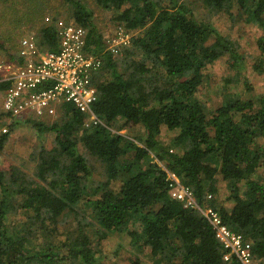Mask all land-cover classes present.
<instances>
[{
	"label": "trees",
	"instance_id": "1",
	"mask_svg": "<svg viewBox=\"0 0 264 264\" xmlns=\"http://www.w3.org/2000/svg\"><path fill=\"white\" fill-rule=\"evenodd\" d=\"M60 1L66 20L88 31L87 50L103 60L94 110L104 126L87 127V118L71 104L62 105L51 123L26 119L41 134H55L52 147L41 145L31 154L33 176L15 166L10 173L3 169L9 135L0 137V264H103L101 244L113 236L147 253L154 264H240L224 260L225 248L198 209L171 197L168 172L192 190L200 208L215 209L229 229L249 239L262 264L264 176L258 171L264 150L258 140L264 138V92L214 108L203 101L208 67L229 56L239 70L242 57L239 44L198 13L203 8L233 18L247 11V22L264 28V0H94L116 25L137 32L118 55L106 52L86 1ZM49 3L35 0L27 30H36L39 51L58 52L55 23L46 21L48 12L57 11ZM7 53L9 63H24L17 47ZM256 67L262 72V59ZM104 75L111 78L102 80ZM10 86L1 82L0 92ZM138 126L144 138L121 133ZM164 129L177 133L169 148L161 140ZM91 159L105 173V181L93 186ZM220 183H227L230 208L219 199ZM20 212L26 220L14 228L8 218ZM72 216L65 241L53 243Z\"/></svg>",
	"mask_w": 264,
	"mask_h": 264
},
{
	"label": "rangeland",
	"instance_id": "2",
	"mask_svg": "<svg viewBox=\"0 0 264 264\" xmlns=\"http://www.w3.org/2000/svg\"><path fill=\"white\" fill-rule=\"evenodd\" d=\"M48 1H50L48 7L53 8L57 13L53 15L48 12L46 21L49 23H56L59 19L67 21L66 7L61 6V1ZM84 1L88 3V8L92 12L93 24L103 38L106 40L108 37L115 35L120 27L113 22V14L100 7L94 0ZM34 5L35 0H0V44L4 45L7 51L17 47L22 52L24 41L31 37L34 38L36 30H27L32 26L29 23L34 16ZM236 11L238 10L236 9ZM247 15V11H238L232 18L224 13H210L203 8L199 10L198 18L200 20L209 18L221 34L229 36L239 44V53L242 57V68L239 70L231 65L229 56L223 57L206 70V78L200 88V94L203 101L210 108H214L233 97L256 99L264 92V28L260 27L256 22H247ZM132 34L134 36L137 32ZM7 51L2 50L0 47V83L6 74V67L17 65L13 61L12 63L8 62L10 57ZM261 59L263 60L262 72L256 67ZM110 78V75H104L102 80ZM3 96V92H0V137L6 135L3 130L8 128L9 133L7 135H9V139L2 152V167L6 172L10 173L11 167L15 166L28 175L33 176L35 164L30 160L31 154L41 145H45L47 148L52 147L55 134L50 132L41 134L29 121H10L4 116L2 110ZM56 119H50L49 122L51 123ZM121 133L129 137H145V129L142 126H138L133 130H122ZM176 134V132H170L167 129L163 130L161 140L166 148L170 147L171 138ZM258 141L260 148L264 150V138H260ZM138 145L144 147L141 143ZM80 151L84 152L85 150L81 147ZM90 162L94 166L92 179H90L91 186L104 182V167L94 159H91ZM126 162L127 159L125 158L123 163L125 164ZM155 162L158 161L156 160ZM258 173L264 176V167ZM172 174L168 172V177ZM114 187L117 188L118 185H114ZM220 187L219 199H222L224 206L230 208L232 204L225 201L228 194L227 183H220ZM24 220H26V215L20 212L17 215L9 216L8 223L16 228ZM75 220L72 216L68 223L59 227V233L53 243L58 245L65 241V233L74 226ZM242 236L252 248V242L246 239L244 235ZM42 241L43 238L40 237V241L36 243L40 244ZM100 249L103 252L101 261L103 264H154L147 253L141 254L132 248L126 239L118 236H113L103 241ZM254 258L257 264L261 262L255 256Z\"/></svg>",
	"mask_w": 264,
	"mask_h": 264
},
{
	"label": "built area",
	"instance_id": "3",
	"mask_svg": "<svg viewBox=\"0 0 264 264\" xmlns=\"http://www.w3.org/2000/svg\"><path fill=\"white\" fill-rule=\"evenodd\" d=\"M55 26L58 52L39 51L31 37L24 41L20 53L24 63L6 67L2 82H11V86L3 92V113L13 122L56 119L62 105L71 104L87 118V127L104 126L94 110L99 98L95 77L103 60L87 50L86 29L63 19L57 20ZM132 38L131 32L120 27L115 35L105 40L106 52L118 55L131 44ZM3 132L8 134L9 129ZM168 180L172 198L185 208L198 209L213 226L217 240L226 250L225 261L236 258L240 264H257L251 245L241 234L229 229L218 211L200 208L192 190L181 185L176 175H169Z\"/></svg>",
	"mask_w": 264,
	"mask_h": 264
}]
</instances>
